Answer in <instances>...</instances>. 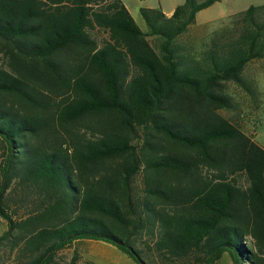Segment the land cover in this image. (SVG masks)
<instances>
[{"label": "trees", "instance_id": "trees-1", "mask_svg": "<svg viewBox=\"0 0 264 264\" xmlns=\"http://www.w3.org/2000/svg\"><path fill=\"white\" fill-rule=\"evenodd\" d=\"M216 1L140 7L143 30L122 0H0V264L82 239L138 264H264V146L228 92L256 103L264 4L182 39Z\"/></svg>", "mask_w": 264, "mask_h": 264}, {"label": "rangeland", "instance_id": "rangeland-1", "mask_svg": "<svg viewBox=\"0 0 264 264\" xmlns=\"http://www.w3.org/2000/svg\"><path fill=\"white\" fill-rule=\"evenodd\" d=\"M130 9L131 15L135 22L143 30H146L145 21L140 13V7L147 5H157V0H125ZM252 3H260V0H247ZM247 2H241L239 7H244ZM224 3V7H225ZM213 12L210 11L209 15ZM212 15H217V10ZM205 16L200 15L195 23L189 27L187 33L182 36V39L190 40L194 43H199L202 39H208L213 30L219 28L227 18L211 23L207 26H199ZM151 43L155 45L153 37H149ZM1 62V56H0ZM244 76L254 85L256 92L251 98L234 84H229L228 92L238 102L240 107V124L249 135L264 146V60L256 59L250 61L244 71ZM228 116L230 113L224 112ZM8 223L4 219H0V235L6 231ZM77 254L76 264H138L133 259L124 254L121 250L112 244L95 239H82L75 241L63 248L55 257V264H69L74 254ZM0 254L5 256L4 249H0ZM217 264H233L228 253H224L218 260Z\"/></svg>", "mask_w": 264, "mask_h": 264}, {"label": "crops", "instance_id": "crops-1", "mask_svg": "<svg viewBox=\"0 0 264 264\" xmlns=\"http://www.w3.org/2000/svg\"><path fill=\"white\" fill-rule=\"evenodd\" d=\"M185 0H157V5H147L145 7H159L161 11L166 14L167 16H170L172 12L174 11L175 7L179 4H182ZM128 11L130 12V9L128 7V4L125 0H122ZM241 2H247L244 7H239V4ZM253 1H247V0H218L211 4L210 6L198 11L196 13V20L200 15L205 16V18L202 20V22L199 24V26H207L210 25L213 22L222 20L227 18L230 15H233L237 12H240L244 9H246L249 5H259L264 4V0H260V3H252ZM224 3L226 4L225 7L223 6ZM215 8L217 10V15H212L215 12ZM210 11L213 13L209 15ZM131 14V12H130ZM195 23L194 25H196ZM197 26V25H196Z\"/></svg>", "mask_w": 264, "mask_h": 264}]
</instances>
